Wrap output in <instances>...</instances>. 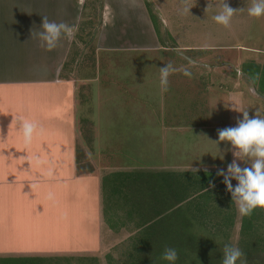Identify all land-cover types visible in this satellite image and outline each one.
<instances>
[{
    "label": "rangeland",
    "instance_id": "374dc122",
    "mask_svg": "<svg viewBox=\"0 0 264 264\" xmlns=\"http://www.w3.org/2000/svg\"><path fill=\"white\" fill-rule=\"evenodd\" d=\"M219 2L138 0L136 10L128 12L112 0L106 8L105 0L82 2L78 20L70 24L75 34L66 37L59 79L73 85L77 172L94 168L100 180L102 231L97 241L92 238L90 252L46 257L36 264H169L152 260L157 249L151 243L161 226L147 202L160 203L166 185H176L172 179L183 184L179 175L205 172L214 175L205 199L197 200L202 195L197 193L189 204L172 198L165 202L169 210L167 221H161L162 235L174 238L164 249L181 246L175 264H221L223 247L230 244L244 253L236 264H264V209H254L246 217L251 229L241 230L242 217L223 177L216 175L234 159L230 143H216L218 130L234 127L244 111L249 118H264V95L256 93L257 84L244 73L254 66L264 69V16H248L251 0H226L244 11L238 10L224 27L212 19ZM64 13L59 5V21ZM145 16L151 30L143 24ZM168 63L178 71L169 76L164 92L159 68ZM184 69L191 75H183ZM117 173L130 175L119 185L110 183ZM162 173L169 177L158 189L153 178ZM198 202L202 210L195 213L192 207ZM140 226L150 232L148 252L138 244Z\"/></svg>",
    "mask_w": 264,
    "mask_h": 264
},
{
    "label": "crops",
    "instance_id": "0c3cea01",
    "mask_svg": "<svg viewBox=\"0 0 264 264\" xmlns=\"http://www.w3.org/2000/svg\"><path fill=\"white\" fill-rule=\"evenodd\" d=\"M83 1L0 0L2 258L73 256L90 252L92 238L101 235L100 180L93 167L77 172L73 85L59 79L71 36L62 34L50 51L31 36L42 31L45 15L49 21L75 23ZM112 2L128 12L138 0ZM59 5L65 11L61 21ZM105 16L103 10V26ZM142 21L149 28L147 16ZM19 117L37 125L28 143Z\"/></svg>",
    "mask_w": 264,
    "mask_h": 264
},
{
    "label": "clouds",
    "instance_id": "9594fccd",
    "mask_svg": "<svg viewBox=\"0 0 264 264\" xmlns=\"http://www.w3.org/2000/svg\"><path fill=\"white\" fill-rule=\"evenodd\" d=\"M186 2V0H185ZM219 11L212 19L217 24L229 27L232 17L243 8L233 9L226 0H220L217 5ZM190 7L184 8L189 12ZM249 17L259 18L264 16V0H251L247 8ZM40 28L42 31H31L33 38L39 39L41 46L46 50L54 49L61 35L74 36L75 29L67 23L49 21L45 15L42 17ZM178 71L171 63L165 64L159 68V83L161 90H168L169 76ZM183 75L190 76L191 73L183 70ZM252 85H256L260 79V74L256 73L249 77ZM20 121V130L25 143L31 141L37 125L24 117L18 118ZM228 142L231 144L234 159L225 169H218L217 176H222V182L226 186V191L231 194L232 202L235 203L238 213L241 217L251 215L256 208L264 209V118L254 116L249 118L247 111L242 112V119L237 120L234 127H226L218 130V140L216 143ZM238 161L246 164L241 167ZM193 171H199L198 168H192ZM232 180L237 183L235 186ZM214 185L210 184L209 187ZM244 253L235 245L225 244L223 247V257L221 264H236ZM161 258L168 261L169 264H175L178 259V253L175 248L166 247ZM241 264H247L246 260H241Z\"/></svg>",
    "mask_w": 264,
    "mask_h": 264
},
{
    "label": "trees",
    "instance_id": "16d2710c",
    "mask_svg": "<svg viewBox=\"0 0 264 264\" xmlns=\"http://www.w3.org/2000/svg\"><path fill=\"white\" fill-rule=\"evenodd\" d=\"M147 13H148L149 20H150V22L152 23V26H153L155 18L152 16L149 8H147ZM257 72L260 74V79H259V81L257 83V87L258 88H256L255 91H256L257 94L262 96V95H264V69L261 71L259 68H255V66H254V69L252 68L251 70L250 69L249 70H244V73L248 77L256 74ZM129 175L130 174L127 175V174H124V173L111 174L110 183H115V184L119 185L120 183L123 182V179H125ZM180 176L181 177L183 176V178H184L183 184H182V182L180 184L179 178H178V181L176 179H172V180H174V183L176 184L175 186H173V181H171V184L168 182L170 185L169 184L166 185L167 191H164V193L162 195H160L159 198H158V200L161 199L160 203H158L157 200L151 201V203L147 202L149 207L152 206L151 209L154 211L153 214L155 215V217L158 216V219L155 222V224H158V228L161 226V229L159 231H157V233L155 232V238L153 239V242L151 243V244L155 245L154 248L157 249V252L153 253V256H152L153 257L152 258L153 262H154L155 259H157V260L161 259L162 253L164 251L163 250L164 249V243L171 242L172 239L174 238L173 234H172V237L169 234H168L169 236L165 235L164 233L162 235L163 225L161 224V221L166 220V217H165V215L167 214L166 211L169 210L168 209L169 206L168 207H164V205L166 204L165 202L169 203V198L174 199L176 202H177L176 199H178L180 202H182L183 200L187 201L190 197H192L194 195H197V193H202V195L197 196L196 199L199 200V199L202 198V200H203L204 197L208 196L207 195L208 192H205V191L208 189L209 185L214 180L213 179L214 175H212V174H210L208 172L197 173L195 175L190 174V173H183V175L181 174L178 177H180ZM166 177H169V175L162 173V174H158L157 178H153V182L155 181V183H157V185H158L157 188L158 189H163L162 184L160 183V185H159V182H162L163 180L167 181L165 179ZM102 181H103V179L101 180V190L103 192V189H102L103 183H102ZM116 188H115V186H112L111 189H116ZM177 191L180 192V193H178ZM158 192H160V190ZM178 195H180L179 198H178ZM143 196L145 197V195H143ZM187 203L189 204V201H187ZM199 205H200V202H198L197 204H195L192 207V210H194L195 213H199V211L202 210L201 208H199ZM159 206H160V211L163 210V214L159 213ZM201 206H203V203H202ZM174 213L177 214L176 211H174ZM174 213H172V217H173L174 221H176V217L177 216ZM164 217H165V219H163ZM167 217H169V214H168ZM246 217L247 216L242 217L241 225H240L241 226V230L242 229H244V230L251 229L252 225H250L248 223V221H246ZM103 218H104V216H103ZM186 218H188V217H186ZM103 220L107 224L108 221H106L105 218ZM168 222H169V219H168ZM175 225H176V223H175ZM181 225H182V222H181ZM107 226H108L109 229L113 228V226L110 225V224H107ZM155 226H157V225H155ZM177 226H180V225H177ZM184 227L186 229V224L185 223L183 224L181 229L183 228V230H184ZM149 233L150 232H149L148 227H146V229L142 228V230H141V232L139 234L140 236L138 238V244L142 245L141 247H142L143 250H145V252H148L147 250H148L149 245H148V247L146 245H147V241L149 240V238H148ZM169 239H171V241ZM160 247H161V249H160ZM172 247L175 248L178 253H179V251H181V249L179 248L181 246L179 244L177 246L174 245ZM191 247H193V246H191ZM46 259H48V258H40V257L0 258V264H25V263H27V264H36L35 262H37V261H46ZM63 259H65V261L70 260L69 257L68 258H63Z\"/></svg>",
    "mask_w": 264,
    "mask_h": 264
}]
</instances>
